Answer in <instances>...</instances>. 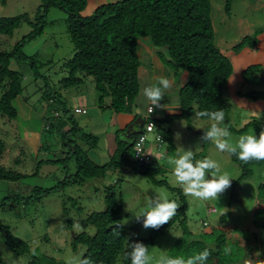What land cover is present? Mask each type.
<instances>
[{
	"label": "rangeland",
	"instance_id": "obj_1",
	"mask_svg": "<svg viewBox=\"0 0 264 264\" xmlns=\"http://www.w3.org/2000/svg\"><path fill=\"white\" fill-rule=\"evenodd\" d=\"M118 1L122 0H88L80 15L88 17L100 5ZM40 5V0H0V18L27 15L31 21L29 25L22 24L10 36L0 35V50L10 51L37 29L36 13ZM210 6L214 44L220 53L232 49L244 38L255 42L254 47L246 45L230 58L233 71L223 88V97L230 106L228 120L233 129L229 130V143L236 146L241 135L255 133L258 137L264 128V98H251L264 92V80L258 78L264 76V0H232L229 9H226L225 0H210ZM67 20L64 11L50 7L42 34L21 48V53L33 61H11L9 64V70L19 73L22 78V92L16 98L17 103H13L17 107V119L9 120L0 115V141L4 145L0 167L9 174L27 177L19 181L0 180V202L10 198L0 208V225L27 243L29 252L20 256L13 254L5 245L4 232L0 230V255L4 264H7L9 255L18 258L22 264H29L33 257L40 256L52 258L57 264H65L69 257L81 258L85 248L78 245L74 250L72 240L81 233L94 235V228L84 222L90 215L106 209L104 197L108 193L121 204L123 217L120 224L126 228L129 240L148 239L153 231H157L143 228L142 220L135 218L138 210L144 207L146 197L159 193L179 205V198L185 201V219L190 234L184 238L179 222L168 227L152 245H148L149 255L153 257L150 264H156L163 255L187 258L205 247L213 253L216 240L221 236L225 243L212 264H241L247 255L254 256L257 251L263 260L264 200L258 196V187L264 181V163L262 166L250 165L248 175H243L245 178L242 179L244 171L236 156L219 151L212 142L200 140L204 129L213 121L202 120L193 113L190 118L160 125V132L165 134L163 143L150 153L152 163L161 171L154 174L153 180L138 173L134 167L139 165L134 163L130 153L123 161L125 164L122 162L124 165L110 167L112 161L120 159L123 147L119 143L121 131L115 117L118 114L107 109L109 98L103 101L105 108H99L91 77H78L82 80L79 86L65 89L61 86V81L68 77L65 65L73 55ZM155 49L169 59L166 48ZM254 66L258 83H246L241 74ZM44 92L60 94V101L68 109L72 123L83 135L91 136L95 144H88L80 134L73 136L72 132L69 133L72 124L68 121L60 128L58 118H55L59 105L50 104ZM20 103L30 111H21L18 108ZM76 108L86 109L87 114H74ZM252 111H260L261 117L253 116ZM253 123L260 124V127L256 128L251 125ZM247 124L250 127L245 129ZM176 133H180L179 140L175 138ZM111 135L117 140V150L113 153L110 150ZM147 140L151 145L154 134H147ZM61 142L66 145L62 146ZM72 144H76L94 164L109 166L103 177L86 179L75 174L76 158L69 151ZM178 146L191 148L196 159L208 157L215 160L220 168L219 174L227 173L232 179L231 187L220 195L218 201H202L185 195L172 173L174 165L169 162ZM35 195L40 197L28 203L23 201ZM226 246H231V255L223 253ZM32 249L38 255L33 256ZM122 261L123 253L115 264H123Z\"/></svg>",
	"mask_w": 264,
	"mask_h": 264
},
{
	"label": "trees",
	"instance_id": "obj_2",
	"mask_svg": "<svg viewBox=\"0 0 264 264\" xmlns=\"http://www.w3.org/2000/svg\"><path fill=\"white\" fill-rule=\"evenodd\" d=\"M231 1L225 0L226 9H229ZM40 2L41 5L36 13L37 29L18 42L10 51L0 50V115L9 120L16 119L17 114L12 103L21 95L22 78L19 73L9 70V64L11 61L16 63L33 61L21 53V48L27 41L42 34L44 19L49 8L57 7L68 15L67 32L73 46V55L65 65L68 77L61 81L63 89L79 86L82 82L78 78L80 76L91 77L94 90L98 94L99 108L104 109L103 101L109 98L107 109L115 113H127L138 91L137 42L141 38H147L155 48H166L168 60L163 54L158 53L160 60L169 65L165 66L172 70L183 71L188 75L187 81L178 92L181 114L168 116L162 120H153L158 130L162 123L190 118L193 113L198 117L196 113L199 111H213L221 108L225 112L224 124L229 126V130L232 129L228 120L230 106L223 97V88L233 71L230 58L246 45L254 47L255 42L244 38L232 49L220 53L214 44L210 0H122L100 5L88 17L80 15L86 8L88 0H40ZM22 24H31L27 15L0 18V35L10 36ZM256 69L255 66L249 67L241 74L246 83H258L259 79L254 76ZM44 95L50 104L59 105L55 118H58L61 129L68 121L72 124L69 133L72 132L73 136L80 134L84 140L89 142L88 144H95L92 143L91 136L83 135V132L72 123L68 109L60 101V94L44 92ZM251 98H264V92L256 93ZM199 118L208 120L207 117ZM251 125L256 128L260 127L257 123ZM247 127H250V124L244 128ZM134 136L136 139L138 134ZM164 136L165 134H162V138ZM119 143L123 147L120 159L117 162L112 161L113 164H110V167L124 165L123 161L127 160L129 153L131 154L132 144L129 146L123 139ZM61 144L66 145L65 142ZM69 148L70 154L76 158V175L80 174L86 179L104 176L109 168L108 165L94 164L81 153L76 144L70 145ZM169 148H171L170 143ZM3 151L4 145L0 141V157ZM237 163L242 166V172L244 171L242 179H244L243 175H248L250 165L262 166L264 160H252L245 164L237 159ZM136 165H139V167L134 165L138 173L150 180H153L154 174L161 171L153 163ZM10 174L0 167V180L19 181L27 177V175ZM258 196L264 200V181L258 187ZM35 197L40 196H30L23 201L28 203ZM6 199L10 198L3 199L0 202V208L4 206ZM179 199L180 207L168 224L153 231L148 239L129 240L126 228L120 224L123 217L121 204L116 201L113 194L108 193L104 197L106 209L90 215L84 222L86 226L94 228V235L78 234L74 236L71 246L74 250L78 245L83 246L85 251L81 258H90L93 264H115L121 253H123V264H131L130 259H125L126 252L131 250L128 243L138 241L147 246L152 245L155 239L165 233L166 229L175 222H179L184 238L188 237L190 232L187 230L185 219L186 204L182 198ZM116 224L121 225L119 233L114 228ZM0 230L4 232L5 245L13 254L20 256L29 252L28 244L15 238L7 227L0 225ZM221 237L217 238L214 252L209 257L208 262L211 264V261L221 254L220 247L225 243ZM0 264H4L1 255ZM29 264H57V262L52 258L40 256L33 257Z\"/></svg>",
	"mask_w": 264,
	"mask_h": 264
},
{
	"label": "clouds",
	"instance_id": "obj_3",
	"mask_svg": "<svg viewBox=\"0 0 264 264\" xmlns=\"http://www.w3.org/2000/svg\"><path fill=\"white\" fill-rule=\"evenodd\" d=\"M158 85H141L140 87L137 104L146 109L148 115L155 108L172 110L166 104L161 105L160 103L164 98V91L172 87V82L168 77L162 76L158 80ZM196 115L207 117L213 121L209 127L204 129V134L200 137L202 142H212L219 151L228 152L245 164L252 160H264V128L261 129L258 137L255 133L241 135L236 146H233L229 143L231 133L229 126L224 124L225 112L222 108L213 111H199ZM252 115L259 119L261 112L252 111ZM175 138L179 140L180 133H176ZM169 162L174 165L172 173L186 196H192L202 201H218L220 195L231 187L232 179L227 173L219 174L220 168L215 160L208 157L196 159L195 152L191 148L185 149L178 146L175 156L170 158ZM179 207L180 205L175 200H170L157 193L155 196L146 197L144 207L138 210L135 218L137 221L142 220L143 228L158 230L172 220ZM120 227V224H116L114 227L118 233ZM128 247L131 250L126 252L125 259H130L131 264H150L153 257L149 255L147 245L135 241L128 243ZM223 253L231 255V246H226ZM32 255H38L35 249H32ZM211 255L212 250L205 247L202 251L187 258L180 255H163L156 264H207ZM260 256L259 251L255 252L254 256L247 255L241 264H264V260L260 259ZM7 264H22V262L13 255H9ZM65 264H93V261L90 258L69 257Z\"/></svg>",
	"mask_w": 264,
	"mask_h": 264
},
{
	"label": "crops",
	"instance_id": "obj_4",
	"mask_svg": "<svg viewBox=\"0 0 264 264\" xmlns=\"http://www.w3.org/2000/svg\"><path fill=\"white\" fill-rule=\"evenodd\" d=\"M140 40L141 42L139 43ZM140 40H138L137 42V57L139 60V67L137 70V76H138L137 95L134 97L133 102L130 105V108L127 113H114V115L118 114V116H115V117L118 120V128L121 131L119 135V141L121 139H123L124 141V138L122 137L121 134L126 130V128L131 123H133L138 118H142V120H146V117H148L146 114L147 110L142 108L141 105L137 104V97L139 95L141 85L159 86L158 85L159 78L162 76L168 77L170 81L172 82V87L164 91V98L160 101V103L161 105L166 104V106L172 110L170 111L166 108H155V110L151 114L153 116L151 118L153 120H162L168 116H177L181 114V108H180L179 99H178V92L180 88L187 81V77H188L187 73L183 71H179V70H172L169 67L165 66V64L160 60L159 55L155 47L152 45V43L147 41L146 38H141ZM13 103H17V99L13 100ZM13 103L12 105L14 109L16 110V114L18 115V112L16 109L17 107ZM20 104L21 105L18 104V108L21 111L23 112H25L24 110L28 112L30 111L29 109L26 108L25 104L23 103H20ZM86 114H87V110H86ZM17 115H16V119H17ZM29 116L32 117L33 115L30 113ZM19 126L22 128V125L19 124ZM24 133H26L25 130H24ZM27 138H28V133H27ZM109 139L111 143L110 150H111V153H113L117 150V143H116L117 140L115 139L114 135H111ZM150 149L154 151L153 148H150ZM262 256L264 260V250L262 251Z\"/></svg>",
	"mask_w": 264,
	"mask_h": 264
},
{
	"label": "built area",
	"instance_id": "obj_5",
	"mask_svg": "<svg viewBox=\"0 0 264 264\" xmlns=\"http://www.w3.org/2000/svg\"><path fill=\"white\" fill-rule=\"evenodd\" d=\"M74 114H86V109L76 108L73 110ZM146 117V120H143L142 133L134 140L132 144L131 158L136 164L148 165L153 162L150 148L157 149L160 148L163 143V138L158 126L153 122V119L150 117L151 114ZM154 134V140L151 145H148L147 134ZM150 147V148H149ZM214 211V210H211Z\"/></svg>",
	"mask_w": 264,
	"mask_h": 264
},
{
	"label": "water",
	"instance_id": "obj_6",
	"mask_svg": "<svg viewBox=\"0 0 264 264\" xmlns=\"http://www.w3.org/2000/svg\"><path fill=\"white\" fill-rule=\"evenodd\" d=\"M258 78H260L261 80H264V76H259ZM142 126H143V120L142 118H138L137 120H135L133 123H131L126 130L121 134L122 137L125 139H127V137L129 136L130 132L133 130L136 132V134H141L142 133ZM137 128V129H136ZM126 142V141H125Z\"/></svg>",
	"mask_w": 264,
	"mask_h": 264
},
{
	"label": "flooded vegetation",
	"instance_id": "obj_7",
	"mask_svg": "<svg viewBox=\"0 0 264 264\" xmlns=\"http://www.w3.org/2000/svg\"><path fill=\"white\" fill-rule=\"evenodd\" d=\"M137 129V128H136ZM136 134V132L135 131H131L130 132V134H129V136L127 137V139H125V141L128 143V145L129 146H131V144H132V141H134L135 139H134V135Z\"/></svg>",
	"mask_w": 264,
	"mask_h": 264
}]
</instances>
